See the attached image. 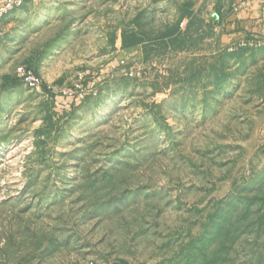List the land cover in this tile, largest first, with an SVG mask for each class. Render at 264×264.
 I'll list each match as a JSON object with an SVG mask.
<instances>
[{"label": "rangeland", "instance_id": "374dc122", "mask_svg": "<svg viewBox=\"0 0 264 264\" xmlns=\"http://www.w3.org/2000/svg\"><path fill=\"white\" fill-rule=\"evenodd\" d=\"M235 2L1 19L0 264H264V59L217 41Z\"/></svg>", "mask_w": 264, "mask_h": 264}, {"label": "crops", "instance_id": "0c3cea01", "mask_svg": "<svg viewBox=\"0 0 264 264\" xmlns=\"http://www.w3.org/2000/svg\"><path fill=\"white\" fill-rule=\"evenodd\" d=\"M3 22L0 23V28ZM253 37L264 38V0H250L237 11L229 12L221 24L217 41L222 46H228L239 40ZM249 50L254 51V49ZM257 50L263 60L264 47Z\"/></svg>", "mask_w": 264, "mask_h": 264}, {"label": "built area", "instance_id": "2783aa9c", "mask_svg": "<svg viewBox=\"0 0 264 264\" xmlns=\"http://www.w3.org/2000/svg\"><path fill=\"white\" fill-rule=\"evenodd\" d=\"M249 1L250 0H236V2L234 3L233 11H237ZM23 3L24 0H0V21L8 12L22 6ZM241 47L244 48L264 47V38L253 37V38L239 40L230 45V50ZM16 75L23 83H25L28 86L35 88H40L42 86L41 78L26 66L17 67Z\"/></svg>", "mask_w": 264, "mask_h": 264}, {"label": "trees", "instance_id": "16d2710c", "mask_svg": "<svg viewBox=\"0 0 264 264\" xmlns=\"http://www.w3.org/2000/svg\"><path fill=\"white\" fill-rule=\"evenodd\" d=\"M246 49V48H245ZM43 88L47 91V88H46V86L45 85H43Z\"/></svg>", "mask_w": 264, "mask_h": 264}]
</instances>
